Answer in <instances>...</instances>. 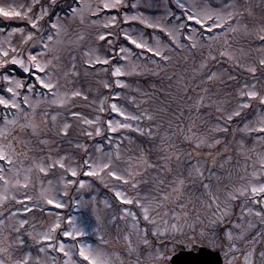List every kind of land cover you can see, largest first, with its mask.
Returning a JSON list of instances; mask_svg holds the SVG:
<instances>
[{"label": "rangeland", "instance_id": "374dc122", "mask_svg": "<svg viewBox=\"0 0 264 264\" xmlns=\"http://www.w3.org/2000/svg\"><path fill=\"white\" fill-rule=\"evenodd\" d=\"M116 2L0 0L20 13L0 14V96L17 105H0L8 154L0 160V260L90 264L83 250L103 264H169L178 244L206 245L200 232L215 218L207 207L215 196L230 205L216 242L225 264H264V193L257 203L251 193L264 183V0H119L104 8ZM193 2L211 19L188 21L179 5ZM42 8L34 28L29 17Z\"/></svg>", "mask_w": 264, "mask_h": 264}, {"label": "snow or ice", "instance_id": "6c2138e0", "mask_svg": "<svg viewBox=\"0 0 264 264\" xmlns=\"http://www.w3.org/2000/svg\"><path fill=\"white\" fill-rule=\"evenodd\" d=\"M52 3L55 4V0H52ZM73 3H75V0H73ZM119 6V0H117V2L115 4H112V3H105L104 4V8H113V7H118ZM179 7L181 9H187V11H184L182 14L186 17V19L188 21H195L197 22L198 24H204L205 23V20L207 19H211L210 15L205 11L204 8L200 7L198 5V3L196 2H193L191 4H184V3H181L179 5ZM68 10L71 11L73 13V15H75L76 11H77V8L73 7L71 4L68 5ZM0 14H3L4 16L6 17H11V16H19L20 13L19 12H14V11H11V10H7L3 7H0ZM47 14V9L46 8H42L41 9V15H37L35 19H32L31 17H29V22L32 24V26L34 28H38L39 25L37 23V21H39L41 18H42V15H46ZM128 18H133V17H126V19ZM220 17L217 16V19H219ZM229 19H231V16H229ZM112 23H115V19L113 18L112 20ZM58 25L56 23H53L52 24V27L53 28H56ZM184 25H181V27H183ZM214 26H218V25H214ZM156 27H160L159 24L156 25ZM31 35V33L29 34ZM125 35L127 36V33H125ZM129 40H131V42L133 44H136V41L132 39V37L128 36L127 37ZM48 39L51 40L52 37L51 36H48ZM100 39H104V36H101ZM139 47H145V45L143 44H140L138 45ZM45 47H47V45H45ZM149 51H152V49H149ZM5 55H7V53H5ZM156 55L159 56L160 55V52L157 51L156 52ZM165 59H167V57H165ZM29 62L30 63H33V66L37 69H39L40 72H44V67L41 66V64L37 61V57L35 55H29ZM107 61H105L106 63ZM261 64H264V60H261L260 61ZM3 64H7V61H3V62H0V66H2ZM13 64H18L21 66V68L23 69L24 72H30V69L28 67H26L24 65V62L21 61V60H18V59H15L13 58ZM119 69L117 68L116 69V72L117 74H119ZM252 71H255V69H252ZM30 74L32 76L35 77V79L37 81H39L40 84L43 85L44 88H48V89H52L53 88V85L49 82H46L44 78H42L41 76L37 75L36 72H30ZM4 79L5 80H10V79H13L12 77L8 76V75H5L4 76ZM16 82V85L17 87H21L22 85L20 84V82L17 80L15 81ZM28 87H32V85H28ZM9 92H12L13 89L9 88L8 89ZM79 93H73V95H78ZM241 96L244 95L243 92L240 93ZM18 95V93H17ZM116 95H119V93H117ZM247 95L249 97H255L257 96V93L255 91H250L247 93ZM261 101H262V104H264V97L261 98ZM25 103H27V100H25ZM0 105H4L5 107H7L8 105H11V107L15 108L17 107V105L15 103H13L12 101L10 100H6L3 96H0ZM113 110L114 111H120L119 109L116 108L115 105H113ZM74 115H76L74 113ZM120 115L121 116H124L125 113L120 111ZM233 115H236V116H239L240 115V111L239 110H236L233 112L232 115H228L227 119L229 121L232 120V116ZM109 124L111 125V121H109ZM120 127H131V125H124V124H121L119 125ZM245 127H247V124H245ZM110 131H114L115 129L111 128L109 129ZM251 130V129H249ZM139 131V129H138ZM224 131H227V127L224 128ZM258 131L262 134H264V123H262L258 129ZM97 132H99V129H97ZM7 152L5 151V146H2L0 145V160H4L5 157L7 156ZM9 160H10V157H9ZM149 166H153V165H149ZM105 168L108 167L107 164L104 165ZM94 174V173H93ZM73 175H75V172H73ZM110 175L113 176V177H116L117 179H120V180H124L125 177L123 176H120L117 172L115 171H112L110 172ZM202 175V173H201ZM71 183V181L69 182ZM81 184H83V181H81ZM133 187H135V185H133ZM202 187L207 189L208 188V185L207 184H202ZM239 192V194H244L245 192H248V189L247 188H244L242 190H237ZM251 193L253 194V203H257L259 202L258 200V196L260 193H264V183H261L259 186H255L253 185L251 187ZM117 196H121V193L117 192ZM230 197L232 200H235L237 199V195H234V194H230ZM27 198V197H26ZM127 203H132L131 200H128L126 201ZM137 204H141V201L140 200H136L135 201ZM48 203H54V201L52 200H49ZM208 209H212L211 211V216L212 217H215L214 219H210L208 222L209 224L211 225V227L207 228V229H202L201 232H200V235L202 237L205 238V241H206V245L209 249V255H212V254H216V259H208V260H205V261H201L200 264H219V258H218V251H217V248L218 247H222V245H217V241L221 238V229H220V224L222 222H224L226 216L228 215L229 213V209H230V205L227 204V203H224L223 206L221 204V202L219 201V198L218 197H211L210 198V201L207 205ZM28 209H25V211H27ZM249 209H245V211H248ZM125 211H128L127 209H125ZM143 213H144V219L145 221H148L149 224H152L154 225V221H150L149 220V209L148 207L145 205L143 207ZM257 215H260L259 212L256 213ZM173 215H175V213H173ZM185 215H187V213H185ZM195 219L197 221H201V216L200 215H197L195 217ZM2 223V222H0ZM21 224H24L26 223V221H21L20 222ZM192 227V230L193 232H195V228L194 226H190ZM172 228L173 229H177V226L175 224L172 225ZM149 229H146V231H148ZM152 231V233L154 235H157V236H163L165 233L161 232L160 229L156 228V227H152L150 229ZM179 230V229H177ZM79 234V233H78ZM65 236L69 235L68 232H65L64 233ZM230 235V234H229ZM50 237H44V239H49ZM21 244L24 243L23 240H20L19 241ZM144 243L145 244H148V240L145 239L144 240ZM160 245L162 246L163 245V241H160L159 242ZM49 247H51V245H49ZM61 251H63V246H61ZM81 256H84L86 260H90V264H103L102 261L98 262L96 259H91L89 256H85V253L83 250H81ZM160 255L161 257H164V253L161 251L160 252ZM261 255H264V252L261 253ZM0 264H5V262L3 260H0ZM19 264H23V262H19ZM178 264H190V262H187V261H179Z\"/></svg>", "mask_w": 264, "mask_h": 264}, {"label": "water", "instance_id": "95a60500", "mask_svg": "<svg viewBox=\"0 0 264 264\" xmlns=\"http://www.w3.org/2000/svg\"><path fill=\"white\" fill-rule=\"evenodd\" d=\"M218 251L219 264H223L221 253ZM208 259H216V254L209 255V249L206 246H201L198 250H180L175 253L171 259L170 264H178L179 261H187L190 264H200L201 261Z\"/></svg>", "mask_w": 264, "mask_h": 264}, {"label": "trees", "instance_id": "16d2710c", "mask_svg": "<svg viewBox=\"0 0 264 264\" xmlns=\"http://www.w3.org/2000/svg\"><path fill=\"white\" fill-rule=\"evenodd\" d=\"M179 247H185V244H178Z\"/></svg>", "mask_w": 264, "mask_h": 264}]
</instances>
